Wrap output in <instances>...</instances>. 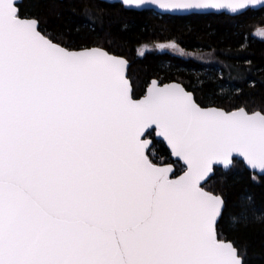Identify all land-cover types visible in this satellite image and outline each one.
<instances>
[{
	"label": "snow or ice",
	"instance_id": "obj_1",
	"mask_svg": "<svg viewBox=\"0 0 264 264\" xmlns=\"http://www.w3.org/2000/svg\"><path fill=\"white\" fill-rule=\"evenodd\" d=\"M151 3L239 14L262 0ZM128 66L103 45L54 42L0 0V264H248L208 182L238 165L264 175V108L204 106L155 78L138 95ZM156 140L167 158L148 151ZM237 207L232 227L264 222L251 196Z\"/></svg>",
	"mask_w": 264,
	"mask_h": 264
},
{
	"label": "trees",
	"instance_id": "obj_2",
	"mask_svg": "<svg viewBox=\"0 0 264 264\" xmlns=\"http://www.w3.org/2000/svg\"><path fill=\"white\" fill-rule=\"evenodd\" d=\"M20 6L23 13L39 19L41 29L54 42L103 45L124 56L138 95L155 78L162 83H181L204 106L264 108V36L257 34V29H264V9L238 17H172L128 11L122 5L98 0H23ZM170 42L178 47H159ZM153 45L156 51L140 54L142 47ZM174 51L212 53L216 61L204 65ZM150 153L167 158L169 151L155 141ZM208 186L222 190L225 197V234L246 249L248 264H264V222L255 219L236 227L228 223L229 214L239 210L242 195L251 196L255 206L264 210V176L238 165L226 175L218 173Z\"/></svg>",
	"mask_w": 264,
	"mask_h": 264
},
{
	"label": "water",
	"instance_id": "obj_3",
	"mask_svg": "<svg viewBox=\"0 0 264 264\" xmlns=\"http://www.w3.org/2000/svg\"><path fill=\"white\" fill-rule=\"evenodd\" d=\"M98 1L104 2V3H107V4H111V5L119 4V5H122L123 8L125 10H128V11H136V12L151 11V12H154L155 14H157L159 16H172V17H186V16H191V15H223V14L227 15V16H230V17H238V16L248 12L249 10L259 11L261 9H264V0H262L261 4L249 5L246 9L241 10L239 14L231 13L227 9H223V10H216V9H208V10H170V9H162L157 4L151 3V0H146L145 4H142V5H124L122 3V0H98ZM22 2H23V0H19L20 4H22ZM129 68H130V63H129V66H128V69H127V75L129 73ZM156 141L157 142H162L160 140H156ZM154 143H155V141L153 142V144H151L149 146V150H148L149 152L153 148ZM162 143L168 149V147L166 145V142H162ZM168 151H169V149H168ZM249 172H251V171H249ZM251 173H253V172H251ZM253 174L257 175L258 177H263L264 176V175H261L259 173V170H257ZM210 180H209V182H210Z\"/></svg>",
	"mask_w": 264,
	"mask_h": 264
},
{
	"label": "rangeland",
	"instance_id": "obj_4",
	"mask_svg": "<svg viewBox=\"0 0 264 264\" xmlns=\"http://www.w3.org/2000/svg\"><path fill=\"white\" fill-rule=\"evenodd\" d=\"M151 51H156L155 45L142 47V49L140 50V54L143 53L142 55H144L145 53H149ZM174 52L180 53L186 58H194L199 63H202L204 65H209L216 61L212 53L198 52V53L191 55V54H187V53L179 52V51H174Z\"/></svg>",
	"mask_w": 264,
	"mask_h": 264
}]
</instances>
